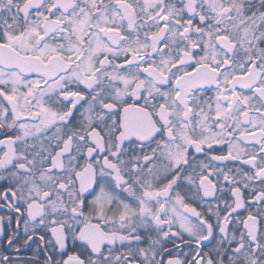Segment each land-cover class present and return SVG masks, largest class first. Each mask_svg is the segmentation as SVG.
<instances>
[{"label":"snow or ice","instance_id":"1","mask_svg":"<svg viewBox=\"0 0 264 264\" xmlns=\"http://www.w3.org/2000/svg\"><path fill=\"white\" fill-rule=\"evenodd\" d=\"M0 264H264V0H0Z\"/></svg>","mask_w":264,"mask_h":264}]
</instances>
